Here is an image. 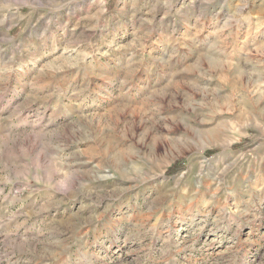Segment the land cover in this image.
I'll use <instances>...</instances> for the list:
<instances>
[{
    "label": "rangeland",
    "instance_id": "1",
    "mask_svg": "<svg viewBox=\"0 0 264 264\" xmlns=\"http://www.w3.org/2000/svg\"><path fill=\"white\" fill-rule=\"evenodd\" d=\"M0 264H264V0H0Z\"/></svg>",
    "mask_w": 264,
    "mask_h": 264
}]
</instances>
